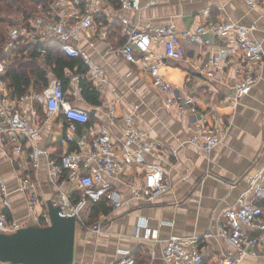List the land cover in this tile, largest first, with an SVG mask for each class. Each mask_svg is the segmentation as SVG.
Instances as JSON below:
<instances>
[{
	"label": "crops",
	"instance_id": "obj_1",
	"mask_svg": "<svg viewBox=\"0 0 264 264\" xmlns=\"http://www.w3.org/2000/svg\"><path fill=\"white\" fill-rule=\"evenodd\" d=\"M98 5L96 19L100 24L109 25L107 35L86 30L70 38L71 43L87 53L89 63L79 58L84 68L76 65L73 70H66L67 75L83 76L79 80H69L65 89L74 104L90 112L89 124L110 126L123 168L118 174H106L105 179L124 203L112 206L111 212L101 213L96 219L92 218L91 211L83 217L89 225L100 223L99 230L77 222L74 262L108 264L122 249H129L136 255L137 264H170L162 256L167 238L172 235L203 236L210 230L214 235L202 239L197 248L203 254V264H222L224 257L235 251L220 235V227L227 224L223 214L248 190L250 169L264 164V64L262 76L250 93L235 102L232 93L246 75L245 64L240 58L228 60L229 56L223 54L222 66L209 76L208 60L219 52L222 39L204 35L203 42L194 44L188 40V35L205 20L231 21L246 27L264 47V11L249 6L246 0H157L154 4L142 0L139 10L120 8L118 0H98ZM123 18L137 29L173 24L186 48L184 56L181 59L164 56V47L153 42L145 61L129 62L117 52L127 41ZM158 58L160 73L179 92L195 95L201 110L216 108L217 115L208 117L211 126L218 121L227 125L226 135L211 152L205 153L199 145L189 143L197 134L193 119L189 115L182 117L176 106L167 105V94L156 85L149 68V63ZM91 65L102 69L107 79L106 87L102 88L100 76L91 73ZM48 75L46 88L50 85V76L56 77L51 72ZM83 82L90 83L99 92L98 104L84 97ZM29 89L43 91L34 85ZM29 105L22 106L28 110ZM136 106L140 116L137 126L162 149L158 153H143V161L134 154L125 158L122 146L124 117ZM38 118L39 124L42 121L40 147L48 149L50 157H59L63 152L64 136L58 125L61 116L52 115L46 125H43L42 111ZM82 135L83 131L76 133L77 137ZM200 139L199 144L203 138ZM71 149L77 150V145L72 143ZM47 160L42 156L38 164L33 165L26 155L14 153L11 144L0 140V179L9 191L8 215L20 221L22 227L39 225L29 209L30 194L20 190L25 174L34 180V193L47 204L52 201L57 206L59 189L51 179ZM157 168L170 179L171 188L156 198L143 193L137 195L136 190L142 187L146 172ZM60 188L72 193L73 197L81 193L77 183L66 177ZM145 228L158 229L161 241L140 238ZM244 264H264V258L246 260Z\"/></svg>",
	"mask_w": 264,
	"mask_h": 264
},
{
	"label": "built area",
	"instance_id": "obj_2",
	"mask_svg": "<svg viewBox=\"0 0 264 264\" xmlns=\"http://www.w3.org/2000/svg\"><path fill=\"white\" fill-rule=\"evenodd\" d=\"M120 8L139 10L142 0H118ZM157 0H150L151 4ZM251 7L264 11V0H246ZM99 12L98 0H52L51 13L53 17L39 16L31 21L30 25H14L9 27L6 42L0 48V140L12 145L14 153L26 155V159L37 165L42 156L48 158L47 164L54 185L58 187V196L55 201L62 213L66 216H75L77 222L94 230L100 229V223L89 225L84 221L82 212L92 202L101 201L108 197L113 207L124 203L120 194L113 190L105 175L118 174L123 166L118 158L113 143L110 126L106 124H89L90 112L78 107L68 97L63 81L50 76L48 92L28 89L18 98L10 97V91L3 78L8 57L15 55L21 43H35L37 41L54 40L62 44L63 52L69 57L83 58L88 64L87 53L70 42L86 30L100 31L105 36L109 25L100 24L96 16ZM127 41L117 48V52L129 62L137 63L147 59L153 42L164 47V56L181 59L185 54V46L173 24L149 26L145 29L131 27L127 18L122 19ZM204 35H214L222 39L219 52L212 54L208 60L211 70L208 75L213 76L217 67L222 66L223 54L228 60L240 58L245 64L246 75L236 84L232 93V100L238 101L250 93L252 87L261 78L264 64V47L255 40L250 31L243 25L231 21L205 20L200 23L193 34L188 35L191 43L203 42ZM143 55V57L141 56ZM150 71L156 85L167 94V105L177 107L182 117L189 115L195 124L197 134L189 139L191 145L209 153L219 143L227 132V125L217 122L211 126L209 115L216 116L215 107L201 110L195 95L179 92L174 85L160 73V58L149 63ZM91 73L101 77L102 88L106 87V77L98 65H91ZM83 74H68L71 81L79 80ZM30 103L28 110L23 104ZM43 112V125H46L52 115H59L60 130L63 133V152L57 158L49 156L48 149L40 147L42 138V121L39 112ZM138 107L124 117L122 146L125 158L137 155L140 160L145 152L158 153L162 149L150 140L149 135L137 126L139 118ZM83 131L77 137L76 133ZM202 139L201 144L199 141ZM72 143L77 150H70ZM75 181L81 191V197L76 200L72 193L60 188L64 178ZM249 188L241 195L234 207L226 209L223 216L227 224L220 227V235L224 236L234 247V253L224 257L222 264H244L246 260L264 258V206L258 202L264 200V164L254 165L247 174ZM172 186L170 179L161 169H152L146 172L142 187L136 194H145L156 198L168 191ZM34 180L25 174L22 178L20 190L28 192L29 209L35 214L40 226L51 224V217L47 210V202L34 193ZM9 191L3 180L0 179V232L13 233L22 228L20 221L8 215L10 207ZM137 236L138 233H136ZM213 231H207L203 236L172 235L166 239L162 249L163 258L170 264H203V254L197 248L202 239L211 238ZM144 240L161 241L158 229L145 228L142 236ZM154 255V253H151ZM0 264H24L0 258ZM73 264H80L73 262ZM108 264H137V257L129 249H122L118 257Z\"/></svg>",
	"mask_w": 264,
	"mask_h": 264
},
{
	"label": "trees",
	"instance_id": "obj_3",
	"mask_svg": "<svg viewBox=\"0 0 264 264\" xmlns=\"http://www.w3.org/2000/svg\"><path fill=\"white\" fill-rule=\"evenodd\" d=\"M52 0H0V23H6L8 27H0V48L6 42V35L9 27L14 25H30L31 21L39 16L52 18ZM13 14H20L22 19L13 22L9 17ZM5 16V17H4ZM55 47V48H54ZM45 48V51H41ZM55 49L53 52L52 49ZM79 57H68L62 50V44L54 40L37 41L35 43H21L15 55H10L6 63L4 80L10 91V97L18 98L23 95L31 85L36 89L43 90L49 84L48 72L61 79L66 86L69 78L67 69L73 70L76 65L84 68L85 65L78 61ZM83 95L92 102H100L99 92L90 83L83 82ZM78 200L81 193L75 198ZM91 216L93 219L99 214H108L112 210V205L108 197L101 201L91 203ZM264 206V200L258 202Z\"/></svg>",
	"mask_w": 264,
	"mask_h": 264
},
{
	"label": "water",
	"instance_id": "obj_4",
	"mask_svg": "<svg viewBox=\"0 0 264 264\" xmlns=\"http://www.w3.org/2000/svg\"><path fill=\"white\" fill-rule=\"evenodd\" d=\"M51 224L0 232V258L24 264H73L77 218L48 201Z\"/></svg>",
	"mask_w": 264,
	"mask_h": 264
},
{
	"label": "rangeland",
	"instance_id": "obj_5",
	"mask_svg": "<svg viewBox=\"0 0 264 264\" xmlns=\"http://www.w3.org/2000/svg\"><path fill=\"white\" fill-rule=\"evenodd\" d=\"M4 17H5V16H4ZM9 17L13 20V22H16V21L22 19V18H21L22 16H21L20 14H13V15H10ZM5 24H6V23H0V27H4ZM5 27H8L7 24L5 25ZM55 119H56V117H54L53 120H55ZM90 211H91V206H90V207H86L85 210L82 212V217H87L88 214H90V213H89ZM88 220H89V219H88ZM89 221L91 222V221H93V220H89ZM90 224H91V223H90Z\"/></svg>",
	"mask_w": 264,
	"mask_h": 264
}]
</instances>
